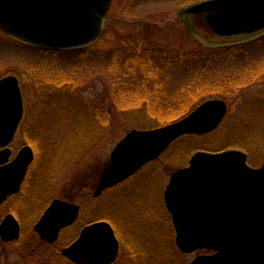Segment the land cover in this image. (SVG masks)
I'll return each instance as SVG.
<instances>
[{
    "label": "rangeland",
    "instance_id": "obj_1",
    "mask_svg": "<svg viewBox=\"0 0 264 264\" xmlns=\"http://www.w3.org/2000/svg\"><path fill=\"white\" fill-rule=\"evenodd\" d=\"M198 1L113 0L99 41L82 54L80 49L56 54L43 51L14 40L0 29V77L14 74L20 78L27 109L25 119L30 118L35 125L26 140L37 152L35 162L39 165L34 179L35 200L18 209L12 207L11 200L0 206V222L12 210L21 221L18 239L5 242L0 238V264H73L61 252L67 260L60 258L58 250L75 239L82 226L96 220H106L117 228L120 251L112 264H187L196 255L208 253L202 249L183 255L177 253L175 231L163 201L170 175L186 166L194 152L184 155L189 151L186 142L183 144L186 151L180 156L163 152L158 160L147 163L122 182L98 196L93 194L116 143L130 129L158 127H149L154 123L151 118L116 107L121 98L119 89L111 83L110 60L115 49L122 43L141 40L145 47L190 50L199 44L229 46L264 36V31L249 37L216 36L202 15L184 13L187 5ZM254 43L246 45L241 52L211 62V68L220 72L215 74L216 78L223 80L228 75V79L233 74V78H241L240 74L236 75L239 70L234 69L263 64L264 43ZM59 70H64L62 76L70 86L62 94L64 97L49 95L44 89L52 81L47 80L48 73ZM183 73H188L187 69L180 73L179 69L170 70L166 77L159 76V80L163 79L170 87L183 79ZM136 74L140 75L141 71L138 69ZM260 77L257 83H250L231 95L207 96L206 99L222 98L228 110L215 133L200 136L196 141L223 144L230 139L233 145L227 148L246 152L248 162L259 166L264 159V72ZM59 100L61 106L56 112L52 106L58 107ZM64 106V114L60 115ZM106 110L110 114L108 125L99 123L96 116ZM24 135L19 132L17 140H23ZM53 198L77 203L80 210L72 227L61 232L63 238L59 236L50 244L39 238L33 226Z\"/></svg>",
    "mask_w": 264,
    "mask_h": 264
},
{
    "label": "water",
    "instance_id": "obj_2",
    "mask_svg": "<svg viewBox=\"0 0 264 264\" xmlns=\"http://www.w3.org/2000/svg\"><path fill=\"white\" fill-rule=\"evenodd\" d=\"M113 0H0V29L21 43L44 50L88 46L102 34ZM185 14H205V22L221 37L248 36L264 30V0H200ZM17 76L0 78L1 135L12 136L22 114ZM222 98L202 101L179 120L150 129H130L115 145L100 174L94 196L159 157L178 137L204 134L223 120ZM9 137V138H10ZM32 158L30 146L0 167V204L19 189ZM238 148L196 150L186 166L170 175L163 191L175 229V244L184 253L206 249L187 264H264V160L248 163ZM80 206L54 198L34 224L39 237L54 242L73 224ZM20 226L8 213L0 224L4 241L19 238ZM112 225L96 220L84 225L61 253L75 264H111L119 252Z\"/></svg>",
    "mask_w": 264,
    "mask_h": 264
},
{
    "label": "trees",
    "instance_id": "obj_3",
    "mask_svg": "<svg viewBox=\"0 0 264 264\" xmlns=\"http://www.w3.org/2000/svg\"><path fill=\"white\" fill-rule=\"evenodd\" d=\"M97 41L92 45L94 46ZM253 42L258 45L261 42L264 43V36L246 41L245 43L229 46L206 47L198 43V48L190 50L167 46L155 48L147 45L145 47L141 40H137L135 43H122L121 47L114 50L110 59L113 68L111 83L117 86V89H119L117 91H119L121 98L120 104L115 106L119 110L131 113L135 112L137 115H144L147 118L153 119L154 123L149 125V127L159 126L180 119L192 111L197 104L205 100L209 95H219L221 97H224L223 94L231 95L240 88L261 80L260 75L264 72V63L257 64V66L249 64L247 68L234 69V71L239 70V73L236 75L240 74L239 77L241 78H233L235 76L233 74V79H226L228 75H224L226 77L223 80H220L218 77L216 78L215 74L220 72L211 68V62H218L221 57H228L236 52H241L246 45L253 44ZM92 45L84 47L85 49L79 48L81 50L80 54ZM74 50L76 52L79 51L78 49ZM56 53H60V51H55L54 54ZM213 59L217 60L213 61ZM138 69L141 71L140 75L136 74ZM178 69L179 73L185 69H187L188 73H183L185 74L183 79L175 85H170L169 87L166 81H163V79L159 80V76L162 77L164 75L166 77L170 70L178 71ZM63 71L59 70L54 74L48 73L47 80L49 81V78H51L52 81L49 83L50 85L48 84L44 88L47 94H59L61 97H64L65 89H69L70 86L68 85V80L62 76ZM59 103L58 107L56 104L52 106V108L56 109V112L59 106H61L60 100ZM65 108L66 106L62 107L59 111L61 112L60 115L64 114ZM96 116L99 123L104 125L109 124L110 114L108 110ZM49 120L50 118H48V122ZM217 130L218 128L204 135L185 134L173 141L163 154H178L180 156V153L186 151V148H183L185 142L188 145L187 150L189 149V151H186L184 155H188L189 152L198 149L218 151L232 146L233 144L230 139L229 141L226 140L223 144H218L217 142L200 144L199 141H196L198 137L215 133ZM115 231L117 236H119L117 228H115ZM61 237L63 238L62 235H60ZM65 242L64 239L63 245ZM58 252L60 258L66 261L67 259L60 254L59 250ZM177 253L183 255L179 250ZM175 260L179 261L178 257H175Z\"/></svg>",
    "mask_w": 264,
    "mask_h": 264
},
{
    "label": "flooded vegetation",
    "instance_id": "obj_4",
    "mask_svg": "<svg viewBox=\"0 0 264 264\" xmlns=\"http://www.w3.org/2000/svg\"><path fill=\"white\" fill-rule=\"evenodd\" d=\"M22 98H23V110H22L21 118L17 124V127L14 130L13 135L10 137L9 135H6V134L5 135L0 134V167L10 163L15 158V156L19 153V151L21 150L22 147L30 146V148L32 150V158L26 167V170H25V173H24L23 178L21 180L19 189L16 192L10 194L7 197V199L4 201V202H7V201L11 200L12 207H14V208L16 207L17 209L20 206H22L24 204L26 206V204L28 202L32 203L35 200L34 196H35L37 184L34 181V179L37 178L38 169H39V165L36 164L37 162H35L37 152H35V149L31 145V143H29L26 140V136L28 134H31L30 132L32 131V128L35 125H32V122H30V118L25 119V116L27 114L26 113L27 109L25 107V102H26L25 96L22 95ZM0 126L7 127L6 124H4V125L1 124ZM19 132H24V134H25L24 135L25 138H23V140H21V141L17 140V136H18ZM29 137H31V135ZM2 204H0V206ZM8 213H11L15 216V214L12 210V211H7L4 215V217ZM2 219H1V221H2ZM18 221H19V223L21 222L19 219H18ZM20 228H21V223H20Z\"/></svg>",
    "mask_w": 264,
    "mask_h": 264
}]
</instances>
